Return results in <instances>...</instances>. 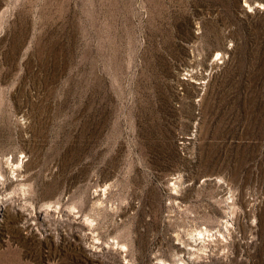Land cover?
<instances>
[{
	"label": "rangeland",
	"instance_id": "rangeland-1",
	"mask_svg": "<svg viewBox=\"0 0 264 264\" xmlns=\"http://www.w3.org/2000/svg\"><path fill=\"white\" fill-rule=\"evenodd\" d=\"M0 264H264V0H0Z\"/></svg>",
	"mask_w": 264,
	"mask_h": 264
},
{
	"label": "bare ground",
	"instance_id": "bare-ground-1",
	"mask_svg": "<svg viewBox=\"0 0 264 264\" xmlns=\"http://www.w3.org/2000/svg\"><path fill=\"white\" fill-rule=\"evenodd\" d=\"M205 231H206V230H205ZM197 235H198V236H199V235H201V236H202V233H200V232H199ZM201 236H200V237H201Z\"/></svg>",
	"mask_w": 264,
	"mask_h": 264
}]
</instances>
